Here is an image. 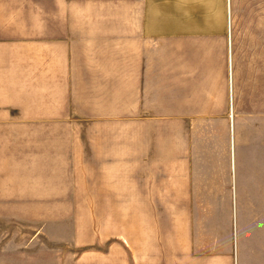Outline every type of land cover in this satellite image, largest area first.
<instances>
[{
  "label": "crops",
  "instance_id": "0c3cea01",
  "mask_svg": "<svg viewBox=\"0 0 264 264\" xmlns=\"http://www.w3.org/2000/svg\"><path fill=\"white\" fill-rule=\"evenodd\" d=\"M261 63L264 0H0V215L118 200L124 264H264L235 122ZM52 262L45 240L0 250Z\"/></svg>",
  "mask_w": 264,
  "mask_h": 264
},
{
  "label": "rangeland",
  "instance_id": "374dc122",
  "mask_svg": "<svg viewBox=\"0 0 264 264\" xmlns=\"http://www.w3.org/2000/svg\"><path fill=\"white\" fill-rule=\"evenodd\" d=\"M72 1V0H69ZM260 86L253 90L254 101L245 99L242 117L235 119L239 126V158L243 161V190L245 217L264 208V66L260 64ZM246 96V95H245ZM231 121V119H229ZM222 140L218 134L207 141ZM37 206H39V200ZM220 200V203L222 204ZM57 213L0 215V250L10 252L12 245L28 239L45 240L51 251L52 264H124V216L117 213L94 214L92 199L56 200ZM219 205V200H214ZM63 203V204H62ZM97 206V205H96ZM223 206V205H221ZM78 211V212H75ZM97 210V208L95 209ZM247 214V216H246ZM204 222L203 239L197 238L204 248L215 244L210 238L212 218L221 215L197 216ZM198 226V225H197ZM199 244H197L198 247ZM219 258V255H216ZM214 258V256H213Z\"/></svg>",
  "mask_w": 264,
  "mask_h": 264
}]
</instances>
